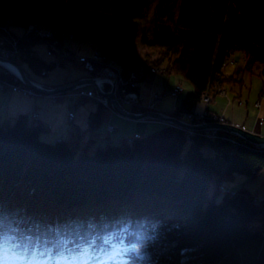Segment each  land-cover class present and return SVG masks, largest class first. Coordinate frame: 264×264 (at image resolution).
Instances as JSON below:
<instances>
[{"label": "trees", "instance_id": "1", "mask_svg": "<svg viewBox=\"0 0 264 264\" xmlns=\"http://www.w3.org/2000/svg\"><path fill=\"white\" fill-rule=\"evenodd\" d=\"M17 1L22 9L14 17ZM154 1L151 32H141L139 43L160 48L154 65L165 61L164 74H180L193 86L173 114L192 112L216 83L240 88L235 75L256 63L263 65L264 75V0H5L0 34L5 25L27 29L47 23L60 48L65 28L87 22L103 39L102 53L128 76L140 20ZM18 36L30 54L22 60L26 69L33 74L51 70L48 61L31 54L42 41L35 32ZM235 51L243 54L244 65L226 78L222 64ZM101 66L91 62L88 70L63 82L96 75ZM104 110L99 105L90 114V130L100 126ZM44 132L41 122H29L26 115L0 124V217L10 224L42 232L148 217L158 221L152 246L156 264H264V198L256 200L244 186L233 193L219 189L236 173L254 179L264 171V149L223 131L210 138L170 125L134 136L131 143L94 149L84 135L81 144L49 142L41 138Z\"/></svg>", "mask_w": 264, "mask_h": 264}, {"label": "rangeland", "instance_id": "2", "mask_svg": "<svg viewBox=\"0 0 264 264\" xmlns=\"http://www.w3.org/2000/svg\"><path fill=\"white\" fill-rule=\"evenodd\" d=\"M0 3L2 5H4L5 0H0ZM155 5H156V1H154L151 4V7L147 11L144 18L140 20V31H139L140 33L134 41V44L132 47V54H131L132 60L138 58V59H140V62L142 60H144L142 58L146 54L147 63H145L144 66L140 65V62L138 64H135V63L130 64L129 71L137 74V76H135V78L133 79L134 80L133 81L134 86L138 88L136 83L140 81L139 85L142 86V89L145 92H147V94L148 93L150 94L151 90L153 89V86H155L154 76H156V75L152 74V73L146 74L145 79L144 80H142V79L144 78L145 73L148 71L158 72L159 74H157V75H159V79L156 83V89L157 90L159 89L160 92H154L152 94L151 101L148 104H144L141 100L140 95H139V100H140L141 105L134 104V106L146 109L149 107V104L154 103L153 100H155V95L156 96L158 95L159 99H158V101L155 102L156 108L154 109V107H153L152 109H148L146 111H161L165 114H170L172 116H175L178 119L183 120L185 122L192 123V121L195 118L188 119V118H185L186 115H188L189 113L203 112L205 110L206 111L209 110L211 112L210 114L212 115V117L210 116L206 119L205 118L204 119H197L195 123L209 122V121H221V122L223 121V122H230V123L237 124L236 122H238L240 124H237V125L242 126L244 128L256 126L257 130H262L264 132V117H262L261 118L262 120H260L263 123L262 126H260V124H259L260 121H258V120L255 121V118L257 117V115H258V117H259V115L264 116V99H261V97H260L262 94H264V82H263L264 75H262V73H261V69H262L263 65L259 64V63H256L255 65H253L251 70H244L240 77L238 75H235L238 77V79H240V83H241L240 88L238 86H235V87H233L234 89L231 91L229 88L230 87L229 84H224L222 86L221 84L216 83V86H214L213 89L209 90L208 92H206L202 95L201 100L197 103V110L194 109L192 112L183 111V112H180L179 115L173 114V112L177 110V108L180 104V101L187 94H189V91H191V90L193 91V86L189 80H187L186 78H184L180 74H176V73H172L170 75L169 74L167 75V73L164 74L165 61H164V63L159 64L157 66L154 65L153 60L159 56V52L161 51L160 48L147 47V46H143L139 43V38H140L141 32L145 31L147 34H150V32H151L152 14H153V10H154ZM21 9H22V4L20 1H17L15 3V7H14V17H17L20 14ZM3 28H6V33L9 34L8 38H6V46L9 47L11 54L12 53H15V54H13L10 57H6L5 55L0 53V56L16 60L22 66V68L24 69L26 74L32 78L33 76L31 74L33 72L30 69H29L30 71H28L26 69V67H27L26 63L25 64L22 63V60L26 58L27 54H29V53H27L28 48L21 45V43H20L21 39L17 33L20 31H22V33L23 32L25 33L27 31V29H23L21 27L15 26V25L2 26L1 30ZM78 29H80L81 31ZM40 30H42V29L40 28ZM9 31H10V33H9ZM42 31H45V30H42ZM81 32H83L82 35H80ZM11 34L13 36H15L16 41H13V39L10 37V36H12ZM75 35H76V38H75ZM62 36H64V38H65L64 39L65 43L68 44L70 47H74L76 49V52H74V53H73V51L69 52V50L66 49L64 46L58 48L55 45L54 49H53L52 47H50L51 44L49 42H47L42 37L40 38L39 36H38V38L40 40L44 41L47 44L48 43L50 44V45H48L50 47V50L48 49L46 53H42L40 51L43 49L42 45L38 46L39 50H35V49H32V51L30 50L32 52V54H34L38 58H43V57L51 58V61L48 60L49 64L51 66H53L51 71L47 75H44V74L35 75L38 78L43 79L46 76L48 79H50V78L53 79L55 77H56V79H59V77L62 76L63 77L62 79H64L65 77L69 78V77H72L74 75H78L79 73L84 71V68H83L84 65L86 66V68H88L90 65L89 61L81 62L79 60V58H81L83 56L84 58L90 59L94 53L103 54L102 53V50H103L102 48H103V44H104L103 39L98 32L93 31L92 25L88 24L87 22H81L80 20H78L75 24L65 28L62 32ZM8 41H11L12 44L9 43ZM62 49L69 52L70 56L73 55L72 57L75 59L72 60V57L69 59L66 58V56L64 57V55L61 54ZM17 53H19L18 56H16ZM231 58H232V60L234 59L233 63L227 61L225 63V66H223V72H224V75L226 78L230 74L235 73V71H237L238 68H241L244 65V56L240 51H235L231 55ZM44 60H46V59H44ZM64 62L68 63V66H65ZM111 62L115 63V66H116V64L118 66V63L116 60L111 59ZM70 63H71V65H69ZM2 74L7 75L8 77H6V76L3 77ZM9 75L12 76V78H9ZM93 76H96V75H93ZM168 76H170V78ZM0 78H3L4 80H6L8 82H14V79H16L22 85L21 88H16V89H14L13 86L5 85L4 88H3V86H0V91L16 92V93H20L21 95L29 96V97L45 96V97H48V98L53 99V100H57L63 96V95L61 96L60 94H56V95H54V94H52V95L43 94V93L27 86L26 84H24L17 77L10 74V72H8L1 65H0ZM37 82L43 84L47 88H52V87L64 84L66 82H69V81L61 82V83L56 84V85L43 83V82L38 81V80H37ZM116 85H117V83H116ZM128 85H130V84H128ZM178 86L182 90H180L178 92V94H177L178 97L176 98L177 95L172 96L171 92L173 90H175ZM88 87L89 86L79 87L75 90H71V91L63 93V94H65L63 96L64 97L63 100L66 104L67 111H68V119H67L68 124L69 123L71 124L73 122L74 112L76 111V109H78L79 107L80 108L83 107L82 109H85L84 105H85L86 101H88V99H91V97L86 95V94L85 95L83 94L84 96L79 95V94H77V95H74V94L78 93L79 90L91 88V86H90V88H88ZM221 87L226 89V93L221 94L219 92ZM110 88H111V86H109L108 91L110 90ZM116 88H117V86H116ZM163 88H166L168 92H165V91L162 92L161 89H163ZM137 91H138V89H137ZM94 92H96V91H94ZM104 92H106V91L104 90ZM241 92H242V94H240ZM205 94L209 95V101H205V99H204ZM100 95H102V94H100ZM234 96L238 97V99L236 98V100H235ZM78 97L79 98L81 97L82 102H84V101L85 102L81 103L79 101ZM172 97H174L175 99H173ZM73 98L75 99V103L71 104L73 102L72 101ZM162 98H164V100H167V99L174 100V102H175V100H177L176 104L178 106L174 105L173 109H171L169 111H164V110L159 108ZM108 100H109V103H110V106L112 109V110L110 109V111H108V112L111 113L115 109H113V107L111 105V101L109 98H108ZM94 101L96 102V100H94ZM245 101H247V104L245 103ZM258 101H259V104H255ZM262 103H263V106H262ZM98 104L99 103H97V105ZM121 104L124 107H126L127 109H129L128 107H130L128 104H124V103H121ZM99 105L102 106L101 103ZM86 108L89 109L88 106ZM135 112H143V111H135ZM114 114H116V113H114ZM71 115H73V117L70 120ZM38 118H39L38 112L35 111L33 113V121L39 120ZM89 119H90V115L88 118V124L86 122V124L84 126V127H86L88 125L86 128L79 129L75 125H73L71 127L68 126L66 128L70 129V130L67 131L66 128H64V129H61L59 133H56L52 136L49 135L50 134L49 132L51 131L50 125H48L42 121H37V122H41L45 127V132L41 135V138L45 141L58 142V141L66 140L68 142L81 144L80 143L81 141L79 139L82 138L81 135H84L83 136L84 140L90 139L89 142L92 143L93 149L98 144H101V145L102 144H106V145L112 144V145H114V144H121V143H130L132 141L131 136L134 135L133 134L134 129L136 131L142 132L141 135H146V134L152 133L153 131L159 129L163 125H169V124H165L163 122H160L158 120H152L150 118L144 119V120H133V119H129V118H123V119L129 120V122L124 124L125 126H127V128L124 129L119 124V122H117L115 120H113V121L108 120L107 122L106 121L102 122V119H101L100 126L96 130L92 131L89 129ZM108 122L112 123V124H109ZM114 125L117 126V131H115V133L113 134V137H116L117 142H112V140H111V136H112L111 134L115 130ZM170 126H173V125H170ZM204 131L211 133L210 131H212V132L216 131L217 132L219 130H214V129L211 130L210 129V130H204ZM188 132L190 133L191 131L188 130ZM259 133L264 135V133H262V132H259ZM118 137H128V138L125 140V138H118ZM204 151L206 153L209 152V148L205 147ZM234 176L236 178H234ZM234 176L232 178H227V179H224L223 181H221V183L219 184V189L221 192L224 191L225 193H227V192L233 193V192L237 191L239 189V187L244 186L255 195L256 200H260V199L264 198V171H262L254 179H251L249 176H246L243 174H238V173H236ZM220 185H223L224 189ZM256 224H258V223H256Z\"/></svg>", "mask_w": 264, "mask_h": 264}, {"label": "clouds", "instance_id": "3", "mask_svg": "<svg viewBox=\"0 0 264 264\" xmlns=\"http://www.w3.org/2000/svg\"><path fill=\"white\" fill-rule=\"evenodd\" d=\"M157 230L148 217L42 232L0 217V264H21V256L39 258L33 264H156Z\"/></svg>", "mask_w": 264, "mask_h": 264}, {"label": "crops", "instance_id": "4", "mask_svg": "<svg viewBox=\"0 0 264 264\" xmlns=\"http://www.w3.org/2000/svg\"><path fill=\"white\" fill-rule=\"evenodd\" d=\"M40 28L42 30H49L50 26L47 23H41ZM78 30H80V29H78ZM17 33L22 34V31L17 32ZM82 33L83 32H81L80 35H82ZM75 38H76V35H75ZM64 39H65L64 36H62V41H61L62 43L61 44L64 47L68 48L69 50L76 52V49L74 47H70L68 44H66ZM41 45L43 47V49L40 50L42 53H46L48 49L50 50V47L48 46L49 44L45 43L44 41H38L37 44H34L32 46V49L39 50L38 46H41ZM131 54H132V50H131L130 57H129V63L130 64H133V63L138 64L140 62V59L137 58V59L132 60ZM43 58L46 59L47 61L48 60L51 61V58H49V57L48 58L43 57ZM151 73L155 74L156 76H154L155 86H153V89L151 90L150 94L149 93L147 94V92H145L142 89V86L139 85L140 81L136 83L138 86V93H139L141 100L144 104L150 103L151 98H152V94L154 92H160L159 89L158 90L156 89V83L159 79V75H157V74H159L158 72L148 71L145 73V76L142 80L145 79L146 74H151ZM35 75H37V74L32 73V76L37 79L38 77ZM168 77L170 78V76H168ZM62 78L63 77L61 76V77H59V79H56V77L53 79H51V78L48 79L45 76L43 79L38 78L37 80L41 81L43 83L56 85V84L63 82ZM161 90H162V92H164V91L168 92L166 88H163ZM190 92H192V90L189 91V93ZM240 94H242V92ZM177 97H178V95L176 96V98ZM172 98L175 99L174 97H172ZM63 99H64L63 96L57 100H53V99H50V98L45 97V96L29 97V96L21 95L20 93H16V92L0 91V124H12V123H14L15 119L21 115H26L28 121L31 122V121H33V113L36 111V112H38V115H39V118H38L39 120H36V121H42V122L50 125L51 131L49 132L50 133L49 135H51V136L56 134V133H59L61 129H64L68 126L71 127V126L75 125L79 129L86 128L88 125L86 127H84V126H85L86 122L88 124L89 115L92 113V111H94L97 108V106H98L97 103L92 99H88V101H86V103L84 105L85 109H82L83 107L82 108L79 107L78 109H76V111L74 112L73 122L71 124L70 123L68 124V120H67L68 119V111H67V107H66V104H65ZM72 101L73 102L71 104H74L75 99L73 98ZM176 102H177V100H175V102H174V100H169V99L164 100V98H162L159 108L164 110V111H169V110L173 109L174 105L178 106L176 104ZM245 103L247 104V101H245ZM87 106L89 107V109L86 108ZM262 106H263V103H262ZM195 109L197 110V105H196ZM262 117H264V116L259 115V117H258V115H257V117L255 118V121L256 120H258V121L262 120L261 119ZM101 119H102V122L103 121L107 122L108 120L109 121L115 120V121L119 122V124L124 129L127 128V126H125L124 124L129 122V120L115 116V114H111L108 111H105L102 114ZM236 123L240 124L238 122H236ZM109 124H112V123H109ZM259 124H260V122H259ZM262 125L263 124H260V126H262ZM114 127H115V130L111 134L112 135L111 140H112V142H117L116 137H113V134L115 133V131H117V126L114 125ZM247 128H250V129L254 128V130L264 133L262 130H257L256 126L247 127ZM66 130L68 131L70 129L66 128ZM133 134L134 135H132L131 137L141 135L142 132L136 131L134 129ZM118 138H123V137H118ZM234 178H236V177L234 176Z\"/></svg>", "mask_w": 264, "mask_h": 264}, {"label": "water", "instance_id": "5", "mask_svg": "<svg viewBox=\"0 0 264 264\" xmlns=\"http://www.w3.org/2000/svg\"><path fill=\"white\" fill-rule=\"evenodd\" d=\"M0 65L4 67L8 72H10V74L21 80L24 84L43 94L56 95L71 90H75L79 87L92 86L97 93L108 97L111 101V105L113 109H115L118 114L124 116L125 118H129L133 120H144L150 118L152 120H158L165 124L186 128L192 131L210 130V129L224 131L230 134H234L248 141L258 149H264L263 134L250 131L247 128H244L234 123L223 122V121L187 123L183 120L178 119L175 116H172L170 114H165L161 111L132 112L126 107H124L118 101L116 95V80L113 78H108L106 76H84L52 88H47L43 84L29 77L22 68V66L14 59L0 56ZM109 81L111 82L110 90L106 92L102 91L98 86V82H109Z\"/></svg>", "mask_w": 264, "mask_h": 264}, {"label": "built area", "instance_id": "6", "mask_svg": "<svg viewBox=\"0 0 264 264\" xmlns=\"http://www.w3.org/2000/svg\"><path fill=\"white\" fill-rule=\"evenodd\" d=\"M27 31H34L37 36H39L40 38L42 37L45 40H47L51 44V45L49 44L50 47H52L53 49H54V46L58 43V41L54 38L53 31L51 29L42 31V30H40V27L38 25L31 24V25L28 26ZM9 33H10V31H9ZM2 34L5 35L6 38H8L9 34L6 33V28H3L2 29V33L0 34V53L5 55L6 57H10V56H12L15 53L11 54V51H10L9 47L6 46V39L4 40V38L1 37ZM10 37L13 39V41H16L15 36L12 35ZM11 44H12V42H11ZM19 53H17L16 56H18ZM61 54L64 55V57L66 56V58H68V59L73 56V55L70 56L69 52L65 51L64 49L61 50ZM108 58L109 57L106 56L105 54H100V53L99 54H94L93 60L100 59L101 62H103V67H101L97 71L96 76H106V77L109 76L108 78H113V79L116 80V83H117L116 91L121 94L122 103L128 104L129 106L134 105V104L141 105L140 100H139L138 91L135 90V89H128L127 88L128 84L134 86V82H133L134 80L133 79L135 78V76H137V74H135L134 72L129 71V73H128L129 75L128 76H124L122 74V72L120 71V69L118 67H116L114 65V63L111 62V60H109L110 58L109 59ZM79 60L83 62L86 59H84V57H81V58H79ZM233 60H232V58H229L227 61L233 63ZM64 65L68 66V63L64 62ZM42 74H44V72H42ZM5 85L13 86L14 89L21 88V86H22L20 84V82H18L16 79H14V82H8V81L4 80L3 78H0V86H3V88H4ZM98 86H99V88L102 91H104V90L108 91L109 86H111V82L109 81V82H107V84H105L104 82H99ZM180 90H181V88L178 86L175 90H173L171 92L172 96H176ZM224 93L225 92L222 91V94H224ZM77 94H79V95H83V94L85 95L86 94V95L90 96L91 99L96 100V102H100L103 106H105V108L111 109V106H110L108 98L106 96H104V95H100V94L94 92L93 89L79 90L78 93H76V95ZM260 97H261V99H264V94H262ZM78 99H79L80 102L82 101L81 97L80 98L78 97ZM158 99H159V96L155 95V100H153L154 103L149 104V107H151V108L154 107V109H155L156 108L155 102L158 101ZM204 99H205V101H209V95L205 94L204 95ZM255 104H259V101L256 102ZM72 117H73V115H71L70 120L72 119ZM208 117H210V115H209V112L206 111V110L203 111V112L189 113L188 115L185 116V118H188V119H192V118H196V119H204L205 118L206 119ZM190 133H192V132H190ZM206 136H208L210 138H215L216 137V131H214V132L211 131V133L206 132Z\"/></svg>", "mask_w": 264, "mask_h": 264}, {"label": "bare ground", "instance_id": "7", "mask_svg": "<svg viewBox=\"0 0 264 264\" xmlns=\"http://www.w3.org/2000/svg\"><path fill=\"white\" fill-rule=\"evenodd\" d=\"M36 25H38V24H36ZM39 27H40V24L38 25ZM37 36V35H36ZM1 37H3L4 38V40L6 39V36L5 35H3L2 34V36ZM37 38H38V36H37ZM9 43H11V41H8ZM38 43V42H37ZM36 43V44H37ZM62 43V42H61ZM63 46V45H62ZM66 48V47H65ZM66 49H68V48H66ZM69 50V49H68ZM69 52H72L71 50H69ZM73 53H74V51H73ZM31 54H32V52H31ZM94 54H99V53H94ZM94 54L92 55V57L90 58V59H88V58H84V59H86L85 61H83V62H87V61H89L90 63L91 62H98V63H100V64H102V66L101 67H103V62H101V60L100 59H95V60H93V56H94ZM34 55V54H33ZM78 57V56H77ZM83 57V56H82ZM73 59H75V58H72V60ZM109 59V58H108ZM109 60H111V59H109ZM82 62V61H81ZM80 62V63H81ZM83 64V63H82ZM114 65H115V63H114ZM90 66V65H89ZM116 66H117V64H116ZM222 66H225V63H223L222 64ZM117 67H119V65L117 66ZM83 68H84V70H88L89 68H86V66L84 65L83 66ZM222 69H223V67H222ZM51 70H49V69H46V68H44V69H42L41 70V72L39 73V74H42V72H44V75H47L49 72H50ZM109 77V76H108ZM32 79H34V80H36L37 81V79L36 78H33L32 77ZM99 83V82H98ZM105 84H107V82H104ZM88 88H90V86L88 87ZM230 88V87H229ZM90 89H93L94 91H95V89L91 86V88ZM221 91H220V93L222 94V91H224L225 93H226V89H224V88H222L221 87V89H220ZM232 91V90H231ZM60 95L62 96H64L65 94H63V93H60ZM74 95H76V94H74ZM116 95H117V99H118V101L120 102V103H122V99H121V94L119 93V92H117L116 91ZM234 98H235V100H236V98L238 99V97H235L234 96ZM85 102V101H84ZM84 102H82L81 101V103H84ZM243 102V101H242ZM97 103H99L100 104V102H97ZM98 104V105H99ZM103 106V105H102ZM131 106H134V105H131ZM103 108H105L104 106H103ZM148 109H152L151 107H148V108H146V109H143L142 111H146V110H148ZM105 111H110V109H107V108H105V110L103 111V113L105 112ZM130 111H132V110H130ZM132 112H135V111H132ZM114 113H116L115 114V116H118V117H120V118H125L124 116H122V115H120V114H118L117 113V111L116 110H114V111H112L111 112V114H114ZM196 118L192 121V123H195L196 122ZM35 122H37V121H35ZM188 123V122H187ZM260 124H263L261 121H260ZM175 127H178V126H175ZM178 128H181V127H178ZM247 128V127H246ZM181 129H184V130H186L187 132H188V129H186V128H181ZM248 130H250V131H253V132H257V133H259V131H256V130H254V128L253 129H250V128H247ZM191 132H203V133H205L206 134V131H204V130H197V131H192V130H190ZM211 132V131H210ZM227 133V132H226ZM228 134H230V133H228ZM138 136V135H137ZM123 138H125V140L128 138V137H123ZM132 139H133V137H131ZM244 140V139H243ZM246 141V140H245ZM132 142V141H131ZM130 142V143H131ZM232 142L233 143H236V141H234V140H232ZM248 142V141H247ZM238 174H241V173H238ZM244 175V174H243ZM220 186H222V188L224 189V186L223 185H220ZM222 192H224V191H222Z\"/></svg>", "mask_w": 264, "mask_h": 264}]
</instances>
